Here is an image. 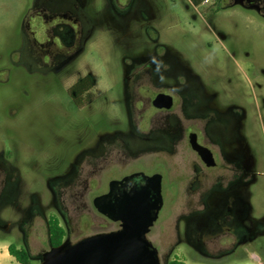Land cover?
<instances>
[{
    "label": "flooded vegetation",
    "instance_id": "1",
    "mask_svg": "<svg viewBox=\"0 0 264 264\" xmlns=\"http://www.w3.org/2000/svg\"><path fill=\"white\" fill-rule=\"evenodd\" d=\"M136 1L109 0L111 11L122 22L133 16ZM197 1L188 0L186 9L193 8L205 20L221 14V19L229 21L235 30L244 29L255 34V23H264V0H215L212 4L206 3L208 0ZM87 5L88 0H35L22 20L25 29L34 26L26 33L27 46L22 55H28L33 61L35 66L30 69V74L35 77H31L33 80L28 87L19 89L22 98L15 112L1 115L11 127L4 129L0 136V227L8 226L1 219V213L9 205L28 214L29 218L21 221V227L25 244L30 246L31 234L39 241L41 229L47 227L49 232L53 217L61 226L60 217L63 218L68 226V214L61 203L88 201L98 216L115 225L111 230L90 235L116 231L121 228L120 222L101 213L99 208L104 202H98L100 207H97L95 199L108 195L105 202L122 201L134 190L145 187L148 177L158 175L163 200L161 210L165 206L166 188L173 213L189 219L193 242L206 248L207 243L219 237L233 235L239 238L245 229L237 213L239 201L232 189L250 181L249 166L240 156L238 145L242 111L236 106L227 109V71L221 56L220 65L213 73L201 72L193 64L182 62L168 52L130 59L124 109L128 125L122 133H115L113 126H108V130H94L85 136L78 132L60 137L61 143H69L76 153L72 171L64 179H51L49 134L44 135L46 137L20 136L19 125H15L17 118L30 111L36 115L39 106L48 107L52 80L61 89L66 86L67 76L73 74L72 69L78 67L86 53L95 29ZM255 13L262 18L255 19ZM142 15L145 21H150L146 11L142 10ZM211 30L214 37L219 38L220 47L226 50V29L222 28L220 33L216 28ZM208 48H213L211 43ZM235 49L239 50V47ZM213 57L217 58V53ZM87 77L95 79L92 72H80L67 87L78 110L95 106L96 79L93 86H90L91 79L79 83ZM41 165L45 171L43 195L34 190L24 192V186L32 181L29 175ZM133 174L139 175L126 183H117L111 189L113 181L121 182ZM51 190L60 217L51 212ZM23 199L28 203L25 204ZM181 205L187 211L183 212ZM161 230L163 233L175 232L170 217ZM90 235L73 240L65 230L62 243H76ZM158 240L163 242L159 238L156 241L150 238L154 247L158 246ZM49 247H56L50 239Z\"/></svg>",
    "mask_w": 264,
    "mask_h": 264
},
{
    "label": "rangeland",
    "instance_id": "2",
    "mask_svg": "<svg viewBox=\"0 0 264 264\" xmlns=\"http://www.w3.org/2000/svg\"><path fill=\"white\" fill-rule=\"evenodd\" d=\"M34 1L0 0V136L4 129L11 127L1 115L15 112L22 98L19 89L28 87L35 77L30 74L35 66L33 61L28 55H22L27 46L26 33L34 29L33 24L25 29L22 20ZM188 3V0H137L133 16L122 22L111 11L109 0H88L87 13L95 21L94 37L78 67L72 69L73 74L69 73L72 75L67 76L62 89L52 80L48 107L39 106L36 115L30 111L17 118L15 125H19L22 137L49 134L51 179H64L72 171L76 153L69 143H61L60 137L78 132L85 136L94 130H108V126H113L115 133H122L128 125L124 109L130 59L168 52L201 72L213 73L220 65L221 56L227 71V109L236 106L242 111L238 145L240 156L247 160L250 181L234 186L232 192L239 201L237 213L245 232L239 238L227 235L211 240L206 248L199 246L192 241L189 219L173 213L172 200L168 189L164 188L165 206L147 238L163 241L158 240L155 246L161 264H170L176 258L184 264H257L258 259L264 263V23H255V34L244 29L235 30L229 21L221 19V14L205 20L193 8L187 10ZM142 10L149 15V22L143 18ZM261 18L255 13V19ZM212 28L218 33L226 29V50L220 47ZM209 43L212 49L208 48ZM216 53L217 58L213 57ZM80 72L95 75L98 94L94 108L78 110L67 92L68 85ZM44 172L42 165L32 171L29 175L32 181L24 186V192L34 190L43 195ZM51 193V212L60 217L53 190ZM23 202L27 204L28 200L23 199ZM60 205L68 214L69 227L61 217L60 222L73 240L115 227L98 216L88 201H68ZM181 207L183 212L187 211L184 205ZM167 217L173 222L175 232H162ZM28 218V214L18 212L12 205L4 209L1 219L8 226L0 227V247L5 250L4 246L13 244L24 248L31 256V263L39 264L42 255L50 250L49 232L47 227L41 229L39 241L32 233L31 244L26 245L21 221ZM0 264L18 263L0 255Z\"/></svg>",
    "mask_w": 264,
    "mask_h": 264
},
{
    "label": "water",
    "instance_id": "3",
    "mask_svg": "<svg viewBox=\"0 0 264 264\" xmlns=\"http://www.w3.org/2000/svg\"><path fill=\"white\" fill-rule=\"evenodd\" d=\"M137 175L113 181L111 189ZM107 196L96 198L94 203L100 207L98 202H104L99 210L112 221L120 222L121 228L90 235L76 243L66 241L45 252L39 264H161L157 248L147 238L163 205L160 177H148L145 187L134 190L122 201L105 202Z\"/></svg>",
    "mask_w": 264,
    "mask_h": 264
},
{
    "label": "trees",
    "instance_id": "4",
    "mask_svg": "<svg viewBox=\"0 0 264 264\" xmlns=\"http://www.w3.org/2000/svg\"><path fill=\"white\" fill-rule=\"evenodd\" d=\"M201 0H198L200 2ZM92 80L90 86L95 85V79L93 77H87L79 81V83H83L89 80ZM65 236V230L60 225L58 219L52 218L49 224V239L53 246H58L62 243V240ZM9 254L17 261L18 264H32L31 256L28 251L24 248H17V246L11 244L8 247ZM170 264H184L180 259H173Z\"/></svg>",
    "mask_w": 264,
    "mask_h": 264
},
{
    "label": "crops",
    "instance_id": "5",
    "mask_svg": "<svg viewBox=\"0 0 264 264\" xmlns=\"http://www.w3.org/2000/svg\"><path fill=\"white\" fill-rule=\"evenodd\" d=\"M8 247L9 245H6L4 246V249L0 247V255H5V256H8L9 258H13L10 254H9V251H8ZM14 259V258H13Z\"/></svg>",
    "mask_w": 264,
    "mask_h": 264
},
{
    "label": "built area",
    "instance_id": "6",
    "mask_svg": "<svg viewBox=\"0 0 264 264\" xmlns=\"http://www.w3.org/2000/svg\"><path fill=\"white\" fill-rule=\"evenodd\" d=\"M257 264H264L259 259L257 260Z\"/></svg>",
    "mask_w": 264,
    "mask_h": 264
}]
</instances>
